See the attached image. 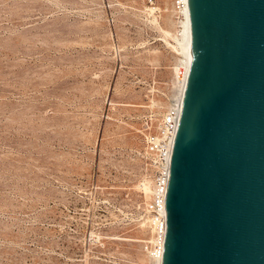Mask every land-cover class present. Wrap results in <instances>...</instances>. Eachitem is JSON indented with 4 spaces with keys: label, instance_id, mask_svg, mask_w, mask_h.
<instances>
[{
    "label": "rangeland",
    "instance_id": "obj_1",
    "mask_svg": "<svg viewBox=\"0 0 264 264\" xmlns=\"http://www.w3.org/2000/svg\"><path fill=\"white\" fill-rule=\"evenodd\" d=\"M181 20L174 0H0V264H155L145 124L175 104Z\"/></svg>",
    "mask_w": 264,
    "mask_h": 264
},
{
    "label": "water",
    "instance_id": "obj_2",
    "mask_svg": "<svg viewBox=\"0 0 264 264\" xmlns=\"http://www.w3.org/2000/svg\"><path fill=\"white\" fill-rule=\"evenodd\" d=\"M161 264H264V0H188Z\"/></svg>",
    "mask_w": 264,
    "mask_h": 264
},
{
    "label": "built area",
    "instance_id": "obj_3",
    "mask_svg": "<svg viewBox=\"0 0 264 264\" xmlns=\"http://www.w3.org/2000/svg\"><path fill=\"white\" fill-rule=\"evenodd\" d=\"M152 4V0H149ZM188 6V0H174L175 10L182 16L183 11ZM180 110L174 104L161 117L155 126V133H151L152 119L146 121V129L149 132L144 137L145 155L147 156L153 175L150 186V200L139 207L143 211L146 222L150 224L153 238L145 245L149 256L155 262L162 257L163 243L165 237V209L164 195L169 177V161L172 151L173 139L179 122ZM143 220L140 216L137 221Z\"/></svg>",
    "mask_w": 264,
    "mask_h": 264
},
{
    "label": "bare ground",
    "instance_id": "obj_4",
    "mask_svg": "<svg viewBox=\"0 0 264 264\" xmlns=\"http://www.w3.org/2000/svg\"><path fill=\"white\" fill-rule=\"evenodd\" d=\"M181 30H180V38L179 42L176 44L179 46L180 51L182 56H183V72H180L182 75V78L179 82V88H178V93L176 95V101L175 104L179 107V110L181 111L182 103H183V96H184V91L187 87V81H188V76L192 64V57H193V50H192V30H191V19H190V10H189V4L187 8L182 13V20H181ZM177 40V39H176ZM177 46V49H178ZM179 50V49H178ZM179 54V53H178ZM180 58V56H179ZM179 60V59H178ZM178 71V70H177ZM176 71V72H177ZM178 73V72H177ZM176 73V75H177ZM177 78V77H176ZM175 80V78H174ZM177 82V81H176ZM174 83V82H173ZM173 85V84H172ZM178 86V82H177ZM175 88V86H174ZM172 94V92H171ZM168 105V103H166ZM163 105V104H162ZM165 105V104H164ZM170 105V104H169ZM158 108V107H157ZM165 111V110H164ZM163 113V111H162ZM159 117V116H157ZM155 123V122H154ZM156 125V124H155ZM153 132V131H152ZM147 179V178H146ZM145 181V180H144ZM149 181V180H148ZM143 190L147 193L150 192V184L147 185L146 183L143 184ZM141 188V187H140ZM142 189V188H141ZM149 198V197H148ZM152 236V235H151ZM152 239V238H151ZM148 255V253H147ZM162 257H160L157 261L156 264H161ZM146 264V263H145Z\"/></svg>",
    "mask_w": 264,
    "mask_h": 264
}]
</instances>
